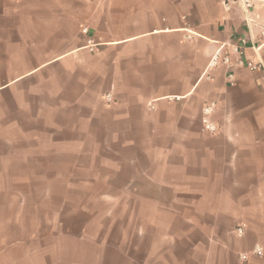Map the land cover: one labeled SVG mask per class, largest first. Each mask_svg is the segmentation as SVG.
Segmentation results:
<instances>
[{
	"label": "crops",
	"instance_id": "crops-1",
	"mask_svg": "<svg viewBox=\"0 0 264 264\" xmlns=\"http://www.w3.org/2000/svg\"><path fill=\"white\" fill-rule=\"evenodd\" d=\"M249 1L0 0V264H264V0ZM217 52L229 67H209Z\"/></svg>",
	"mask_w": 264,
	"mask_h": 264
},
{
	"label": "built area",
	"instance_id": "built-area-1",
	"mask_svg": "<svg viewBox=\"0 0 264 264\" xmlns=\"http://www.w3.org/2000/svg\"><path fill=\"white\" fill-rule=\"evenodd\" d=\"M87 2H93L94 0H86ZM242 1L243 3V7L245 9V12L251 7V4H250V1L249 0H240ZM225 6V9L226 10H229V4L226 2L224 4ZM82 32L84 34L87 33V29H83ZM245 40H240V49L242 46L245 45ZM91 44V43H89ZM95 45H90V51H95L94 49ZM241 53V52H240ZM229 62H230V59H229V54L228 53H219L217 52V54H215L213 57H212V60L210 62V68H213L215 66H217L219 63L229 67ZM238 64H240L242 66V62L241 60L239 59V62ZM260 67V65H257V64H253V63H247V68L250 70V71H254V70H257L258 68ZM174 100H178L179 98L178 97H174L173 98ZM106 101L108 102H111V98H110V95H107L106 96ZM216 106L214 103H211V104H208L206 105L203 109H202V115H203V118H202V123L204 125V131L209 133V134H216L218 132V129L217 127H215L210 121H209V116L212 114V112L215 110ZM244 229H245V225L244 224H241L239 225L237 228H236V234L238 236H241L243 233H244ZM252 255L253 256H256V257H259V258H262L264 257V251L259 248V247H256L253 252H252ZM239 259L240 261H246L248 259V254H241L239 255Z\"/></svg>",
	"mask_w": 264,
	"mask_h": 264
},
{
	"label": "rangeland",
	"instance_id": "rangeland-1",
	"mask_svg": "<svg viewBox=\"0 0 264 264\" xmlns=\"http://www.w3.org/2000/svg\"><path fill=\"white\" fill-rule=\"evenodd\" d=\"M30 205V204H29ZM26 206V210H30L31 208H30V206ZM52 211V210H56V204H53V203H41L40 204V207H39V209H38V216H40V217H38V220H35V221H37V225H38V227L40 228V230H41V233H40V236L38 237V241L41 243V244H49V243H51V242H53V240L50 238V236L48 235V231H49V227L48 226H46L45 224H44V221H45V219L44 218H41V215L44 213V212H47V211ZM31 222V223H30ZM71 223V222H70ZM75 225V224H74ZM78 225H80V221H78L77 223H76V227L78 226ZM26 230L28 231V230H32V228H33V226L34 225H32V220H27L26 219ZM78 228V227H77ZM58 243H60V244H62L63 242H64V240H58L57 241ZM58 253H62V251H58L57 252V254Z\"/></svg>",
	"mask_w": 264,
	"mask_h": 264
}]
</instances>
